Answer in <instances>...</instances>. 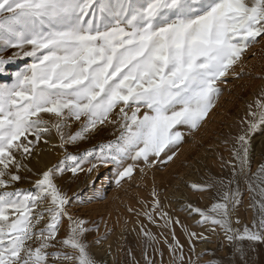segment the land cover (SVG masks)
Returning a JSON list of instances; mask_svg holds the SVG:
<instances>
[{
  "label": "snow or ice",
  "instance_id": "snow-or-ice-1",
  "mask_svg": "<svg viewBox=\"0 0 264 264\" xmlns=\"http://www.w3.org/2000/svg\"><path fill=\"white\" fill-rule=\"evenodd\" d=\"M258 38H264V0H0V76L11 77L0 80V264H97L86 241L92 229L74 215L73 197L58 179L84 172L85 165L88 173L113 165L119 184L140 161L151 168L166 162L162 153L171 160L184 139L178 126L198 128L221 92L217 82ZM18 59L28 62L10 72ZM252 108L234 137L232 178L192 185L218 192L208 208H192L196 226L219 230L238 253L245 244L264 242V165L250 175L249 161L250 136L264 127V98ZM72 122H79L75 131ZM106 123L118 129L114 140L68 151ZM53 130L63 158L39 173L32 189L16 188L21 170L32 172L25 161ZM237 176L254 194L252 207L259 205L251 227H240L235 215L240 193L231 184ZM142 215L153 224L159 216L164 224L158 227L180 223L158 200L144 204ZM181 228L190 250L194 240L209 239ZM140 232L159 243L143 224ZM164 243L172 264H194L185 261L174 230ZM144 264H156L146 250Z\"/></svg>",
  "mask_w": 264,
  "mask_h": 264
},
{
  "label": "rangeland",
  "instance_id": "rangeland-1",
  "mask_svg": "<svg viewBox=\"0 0 264 264\" xmlns=\"http://www.w3.org/2000/svg\"><path fill=\"white\" fill-rule=\"evenodd\" d=\"M12 51L10 49L7 54ZM27 62L18 59L8 66L9 71L15 72ZM0 80L11 82V77L0 76ZM222 81L217 82L221 89L219 96L198 128L190 132L186 126H178L184 139L173 148L174 155L168 153L172 155L171 160H167L162 153L161 157L166 162L158 161L151 168L140 161L132 175L125 177L119 184L116 183L118 173L113 165H100L91 173L87 172L90 165H85L84 172L76 176L65 172L58 179L59 185L73 197L71 208L74 215L86 220L92 229L86 234V241L88 251L97 264H136L137 261L144 264L145 250L148 258L155 259L156 264H172L173 254L164 243L165 238L171 241L172 230L184 246L186 262L191 258L194 264H264V242L245 244L243 253H238L219 230L211 233L208 226L197 227L195 221L199 217L191 211L193 207L206 209L218 198L216 186L197 191L192 185L205 187L213 179H223L227 183L233 176L232 165L236 164L232 157L234 137L241 131V122L248 118L249 105L253 106L254 111L255 102L264 98V38H258L257 43L245 50ZM78 126L79 122H72L71 130L75 131ZM118 134L115 126L106 123L85 141L68 145L67 148L69 152L82 153L114 140ZM59 142L55 130L47 144L43 140L39 142L33 155L25 161L32 172L21 170L23 179L15 184L16 188L32 189L38 174L63 158V151L54 147ZM249 161L250 175L264 165V127L258 128L250 136ZM132 163L129 159L124 167ZM142 167L143 173L140 171ZM236 181L238 183L231 184L234 189L238 187L240 193L235 215L241 222L240 227H251L253 220L259 221V205L252 207L255 200L254 194L249 191L248 182L242 176H237ZM99 194L103 198L95 199ZM154 200L160 202L162 212L180 223H173L171 229L158 227L164 224L159 216L155 224L150 223L142 212L144 204L151 207ZM129 208L134 211L130 212ZM142 224L146 231L155 235L159 243L146 241L140 232ZM181 224L190 232L203 233L209 239L194 240V249L190 250L188 236ZM60 234L64 235V231ZM101 237L97 243V238Z\"/></svg>",
  "mask_w": 264,
  "mask_h": 264
},
{
  "label": "bare ground",
  "instance_id": "bare-ground-1",
  "mask_svg": "<svg viewBox=\"0 0 264 264\" xmlns=\"http://www.w3.org/2000/svg\"><path fill=\"white\" fill-rule=\"evenodd\" d=\"M260 146V145H259ZM259 149V147L257 148V150ZM258 155V154H257ZM43 158H45V157H43ZM189 208V207H188Z\"/></svg>",
  "mask_w": 264,
  "mask_h": 264
}]
</instances>
